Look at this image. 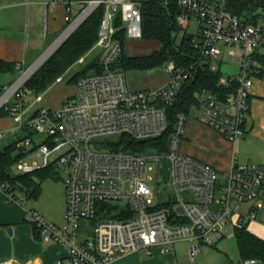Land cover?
I'll use <instances>...</instances> for the list:
<instances>
[{
    "label": "built area",
    "instance_id": "built-area-1",
    "mask_svg": "<svg viewBox=\"0 0 264 264\" xmlns=\"http://www.w3.org/2000/svg\"><path fill=\"white\" fill-rule=\"evenodd\" d=\"M58 2L65 5L66 19L71 23L66 32L73 27L75 30L98 7L105 6L96 44L103 51L99 66L79 80L74 97L59 110L40 108L30 118L21 93L23 86L3 105L8 104L6 110L16 129L29 128L39 138L34 141L26 137L18 146L30 147L40 162L27 163L23 158L16 165L17 170L26 174L55 164L65 173L64 224L52 223L34 210L27 212L28 220L42 238L67 249V257L55 264H113L131 254L150 255L154 247L166 254L180 242L191 244L190 259L196 262L204 246L215 247L228 235H234L237 227L257 222L264 210V165L237 163L220 175L210 165L182 154L185 124L192 112L178 113L172 134L165 143H159L170 128L168 109L177 103L183 85L192 75L190 69L170 61L166 64L169 82L165 86L131 90L126 73L115 66L122 52V45L115 38V17L120 9L126 26L134 22L138 18L136 3ZM176 2L183 10L180 24H189L192 19L199 23L192 45L200 62L209 64L213 71L221 70V45L229 49V55L240 57L239 73L220 79V86L228 94L206 92L193 108L201 124L236 142L246 133L250 91L255 76L261 73L255 54L264 46V27L231 14L225 0ZM78 3H88L79 14L73 11ZM40 101L38 96L37 102ZM114 136L118 142L107 140ZM122 136L140 142L158 140V151L140 153L120 148L103 152L91 147L103 142L117 145ZM156 185L162 188L158 202ZM0 189L10 203L24 205L27 201L25 196L18 198L7 193V187ZM163 191L173 195L168 202ZM104 203L119 205L122 212L131 216L101 218L98 213ZM83 221L91 222L93 229L81 241ZM239 264L259 263L248 260Z\"/></svg>",
    "mask_w": 264,
    "mask_h": 264
},
{
    "label": "crops",
    "instance_id": "crops-1",
    "mask_svg": "<svg viewBox=\"0 0 264 264\" xmlns=\"http://www.w3.org/2000/svg\"><path fill=\"white\" fill-rule=\"evenodd\" d=\"M58 1L0 0L1 61L13 63L19 69L18 67L23 66L30 56L38 52L49 37L55 39L66 31L65 28L68 24L66 7ZM76 1L87 2L88 0ZM84 5L81 3L75 4L73 11H79ZM191 22L197 23L198 30L199 23L195 19H192L186 28L190 26ZM133 31L141 37L138 18L132 22L131 32ZM125 54L136 57L148 56L152 53L148 55H130L125 52ZM255 60L261 68V73L255 76L253 80L254 84L250 91V107L246 120V133L242 138L236 142H230L216 131L201 124L198 117H190L185 124L184 137L180 148L181 153L210 165L220 175L228 173L237 163L264 165V46L256 52ZM159 68L162 67L156 69ZM236 69L238 72L234 76L239 73L240 64ZM137 71L140 70L127 71L126 76L128 72L140 75ZM153 80V78L150 79V81ZM168 82L169 76L166 74L165 77L156 80L154 84L151 82L148 85L150 88L147 89H158ZM76 88L77 84L70 92L62 88L61 96L56 99L45 100L42 94L40 107L28 115L31 116L40 108L59 110L66 101L74 97ZM141 88L138 84H134L131 90H140ZM8 118L10 120H6ZM3 122H7V125H3ZM13 124H15V121L12 117L0 120V151H3L20 138L14 135L16 130H14L15 127H12ZM21 135H23L22 132ZM58 184L59 182L52 180L44 182L40 197L38 199H27L24 205L19 202H8L6 194L0 189V264H10L11 262H14V264H55L67 257V249L42 238L27 216L29 210H34L52 223L64 224L66 190L64 181H62L63 185L59 186ZM16 195L18 198L23 196L21 193H16ZM252 225L253 229L250 228ZM248 229L264 239V210L259 220L252 222L251 225L249 224ZM232 236L234 235H228L211 249L204 251L202 248L198 255L200 263L197 258L196 262H192L190 259L191 244L180 242L174 246L171 252L166 254H163L159 248L154 247L150 255L131 254L118 259L113 264H208V260L211 262L210 264H239L241 260L238 247L237 252L232 251L229 253L225 250L223 254L226 260L217 257L216 254L221 252H219L218 246ZM182 244H187L190 247L189 250L180 248Z\"/></svg>",
    "mask_w": 264,
    "mask_h": 264
},
{
    "label": "trees",
    "instance_id": "trees-1",
    "mask_svg": "<svg viewBox=\"0 0 264 264\" xmlns=\"http://www.w3.org/2000/svg\"><path fill=\"white\" fill-rule=\"evenodd\" d=\"M137 5L138 19L141 27V38L147 41H157L160 48L148 56L130 57L125 54V41L127 39V26L122 21L121 13H117L114 27L117 29L115 38L122 45L120 59L116 67L125 73L131 70H153L164 67L170 61L175 62L184 69H190L192 75L183 85L177 103L168 109L170 128L159 143H165L172 134L177 114H189L191 109L199 104V97L206 93L227 95L228 91L220 86V79L224 76L221 70L213 71L209 64L200 62L199 54L192 45L195 34L189 33L184 25L179 23L183 10L176 0H132ZM228 11L238 16L244 22L264 27V0H225ZM105 6L98 7L90 16L65 40L59 49L37 70V72L23 85L21 93H31L41 96L53 87L57 80L74 65L80 58L90 52L98 42L99 28L104 16ZM181 38L179 39V36ZM98 67L99 63L87 65L81 72L74 75L69 82L74 83L86 77L91 67ZM17 66L0 60V80L3 75L13 74ZM81 76V77H80ZM80 77V78H79ZM4 92L0 85V97ZM8 104L0 109V119L12 117L6 110ZM39 109L30 118L35 117ZM26 137L33 140L35 133L24 128ZM25 137V138H26ZM25 138L17 139L13 144L0 151V187H7V193H21L26 199H38L42 192V184L48 180L64 181L59 168L55 164L36 170L31 173L15 175L14 168L18 162L25 158L24 148L18 144ZM158 140L144 142L132 140L122 136L115 150L123 148L129 152H146L148 149L158 151ZM165 150V148H163ZM98 216L122 219L130 217L131 213L121 211L119 205L104 203L100 206ZM235 239L239 250L241 262L256 260L264 264V239L255 235L248 229V225L237 227Z\"/></svg>",
    "mask_w": 264,
    "mask_h": 264
},
{
    "label": "rangeland",
    "instance_id": "rangeland-1",
    "mask_svg": "<svg viewBox=\"0 0 264 264\" xmlns=\"http://www.w3.org/2000/svg\"><path fill=\"white\" fill-rule=\"evenodd\" d=\"M89 1L90 0H88L87 2H89ZM87 6H88V3H86L82 9H79V11H77V13L78 14L81 13ZM119 11H120V9H119ZM119 11H118V13H119ZM74 18H75V16H74ZM70 25H71V23H68L67 24V27L65 28V30ZM187 25L188 24H185L184 27H187ZM131 26H132V23H128L127 24L128 35H127V39L125 41V48H124L125 49V52L127 54H130V55H148L150 53H153L156 49H159V47H160L159 42H157V41H147V40L142 39L140 36H138L136 34V32H134V31L131 32ZM187 29H188V32L189 33H192V34L196 33L197 32V23L196 22H191L190 23V26ZM57 38L53 39V38L49 37L48 40H47V42H45V44H43L39 48L38 52H36L34 55L30 56V58H28L26 60V63L23 66H20V68L17 69V71L15 73H13V74H6V75H3L2 76V78L0 80V85L3 86V89H4V92H3L2 96L5 93H7L19 81V79H21L23 77V75L46 52L47 49H49L50 47H52L54 45L53 43H54V41ZM180 38H181V35L179 36V39ZM59 47L53 52V54L59 49ZM220 48L223 51L222 63H221V66H220L221 71L223 72V74H224L225 77L234 76L236 74V72H238L236 68L238 67V64H240V57L239 56H231V55H228L229 49L225 48L222 45L220 46ZM102 52H103L102 49H99L98 47L95 46L90 52H88L86 55H84L82 58H80L74 65H72L66 71V73H64L62 75V77H60L57 80V82L53 86V88L51 87V89H49L47 92H45L43 94L44 95L43 97L45 98V100H48L50 98L51 99L52 98L53 99L59 98V96H61L62 88L66 89L67 92H70L75 87V85L77 84V81L78 80L75 81L74 83L69 82V80L74 75H76L77 73L81 72L87 65H90V64H93V63H99L100 62V59H101V56H102ZM91 68H96V67L92 66ZM36 72H37V70L34 72V74ZM137 72L140 75H135L136 73H130V72H128V74H127V83H128V86H129L130 89L133 88V85L134 84H136V85L138 84L140 87H142L141 89L150 88L148 85L151 82H152V84H154L156 82V80L165 77L166 74L168 75V73L166 71V66H164L162 68H159V69H155V70L137 71ZM34 74H32L26 80V82ZM151 78H153L154 80L153 81H150ZM142 85H144V86H142ZM21 88H19V90ZM19 90L17 89L14 94H16ZM14 94H12L11 98L13 97ZM24 100H25L26 108H28V113L27 114L32 113L33 111H35L37 108L40 107V104L37 102V96L34 95V94L24 93ZM191 112H192L190 114L191 117H199L198 113L195 112V110H193V108L191 109ZM27 116H29V115H27ZM1 119H3V118H1ZM6 120H10V119L8 118ZM7 122H3L2 124L3 125H7ZM12 127H15L14 130H16V132H15L14 135H17L20 138H25L26 137L27 134H26V132H24V130H18V129H16L17 126H15V124H13ZM21 132H22L23 135H21ZM33 140L34 141L35 140L36 141H39V138H37V135H34L33 136ZM91 147L95 151L113 152V151H116L115 149H116L117 145L111 144L109 142H103V143H94V144H92ZM22 148H24V152H26V156H25V159H24L25 162H27V163H32L33 161L40 162L38 159L35 158V155L32 154L33 152H32V150H31L30 147L24 145ZM13 173L15 175H17V174L20 173L17 170V167L14 168ZM61 175H62L63 178L65 177V173H61ZM156 182H157V180L155 181V183ZM222 183H223V179L220 178L219 184H222ZM58 185L59 186L63 185L62 184V181H60ZM156 186H157V190H156V202H158V196L162 193V188H160L159 185H156ZM163 193H164V191H163ZM163 197L168 202L171 199V197H173V195L172 194H168V193H164L163 194ZM250 228L253 229V225ZM92 229H93V227H92L91 222H89V221H83L82 222V225H81V229H80V240L83 241L86 236L91 235L92 234ZM180 248H183L184 250H189L190 247L187 244H182V245H180ZM211 248L212 247L204 246L203 247V250L206 251V250L211 249ZM218 250H219V252L220 251L221 252L220 253H216L217 254V257L219 256V258L224 259V260H226L225 257H224V254H223L225 252V250L227 252H229V253H231L232 251L233 252H237V245H236V241H235L234 236L228 238L226 241H223V243H221L218 246ZM197 260L199 262L198 256H197ZM207 263L210 264L211 262H209V260H208Z\"/></svg>",
    "mask_w": 264,
    "mask_h": 264
},
{
    "label": "bare ground",
    "instance_id": "bare-ground-1",
    "mask_svg": "<svg viewBox=\"0 0 264 264\" xmlns=\"http://www.w3.org/2000/svg\"><path fill=\"white\" fill-rule=\"evenodd\" d=\"M75 27L70 29L60 40H58L24 75L19 81L0 99V109L7 102V100L19 89L26 80L39 69V67L53 54L57 47L63 42V40L72 33Z\"/></svg>",
    "mask_w": 264,
    "mask_h": 264
},
{
    "label": "water",
    "instance_id": "water-1",
    "mask_svg": "<svg viewBox=\"0 0 264 264\" xmlns=\"http://www.w3.org/2000/svg\"><path fill=\"white\" fill-rule=\"evenodd\" d=\"M66 31H67V30H66ZM66 31L60 36V38H59L58 40H60V39L66 34ZM72 33H73V32H72ZM72 33H71V34H72ZM71 34H69V35L63 40L62 43H64L65 40H66ZM58 40H57V41H58ZM57 41H56V42H57ZM56 42H55V43H56ZM55 43H54V44H55ZM62 43H61V44H62ZM61 44H60V45H61ZM60 45H59V46H60ZM59 46H58V47H59ZM58 47H57V48H58ZM49 49H50V48H49ZM49 49H47L46 52H47ZM46 52H45V53H46ZM45 53H44V54H45ZM44 54H43V55H44ZM43 55H42V56H43ZM42 56H41V57H42ZM41 57H40V58H41ZM40 58H39V59H40ZM39 59H38V60H39ZM38 60H37V61H38ZM37 61H36V62H37ZM36 62H35V63H36ZM35 63H34V64H35ZM34 64H33V65H34ZM33 65H32V66H33ZM32 66H31V67H32ZM31 67H30V68H31ZM37 70H38V69H37ZM92 75H93V73H90V76H92ZM3 96H4V95H3ZM3 96H2V97H3ZM2 97H1V98H2ZM1 98H0V99H1ZM107 140H109V141H111V142H118V137H117V136H114V137H108ZM97 141H100V139H98ZM150 153H153V151H151ZM179 212L182 213V210L179 209Z\"/></svg>",
    "mask_w": 264,
    "mask_h": 264
}]
</instances>
